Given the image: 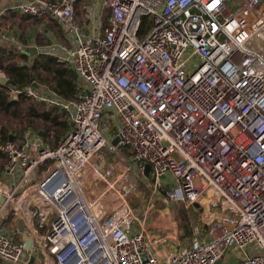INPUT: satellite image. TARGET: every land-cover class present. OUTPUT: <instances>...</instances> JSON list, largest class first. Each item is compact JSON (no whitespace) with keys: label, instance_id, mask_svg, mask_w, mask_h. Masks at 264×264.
<instances>
[{"label":"built area","instance_id":"obj_1","mask_svg":"<svg viewBox=\"0 0 264 264\" xmlns=\"http://www.w3.org/2000/svg\"><path fill=\"white\" fill-rule=\"evenodd\" d=\"M76 2L9 8L64 28L65 43L36 46V57L67 65L79 86L66 101L46 86H10L0 71L9 100L26 96L71 118L51 149L39 135L28 142L30 131L23 143H1L0 132V260L215 264L236 250L239 264H264V0H106L98 35L75 23ZM135 168L150 193L141 215L130 205L141 188ZM175 204L207 242L170 250L183 220ZM11 212L31 250L3 230Z\"/></svg>","mask_w":264,"mask_h":264},{"label":"crops","instance_id":"obj_2","mask_svg":"<svg viewBox=\"0 0 264 264\" xmlns=\"http://www.w3.org/2000/svg\"><path fill=\"white\" fill-rule=\"evenodd\" d=\"M24 1L25 0H0V21L3 18H9L7 24L0 25V43L6 48H14L18 51L27 49L28 53L23 52L26 57L22 58L20 56H17L15 58V61L18 62L20 60L19 62H25L28 64L32 62L33 59L36 57V46H41L50 43L53 39H58L61 42L65 43V31L64 28L57 24L55 21H49L46 19L37 20L35 22L32 20H20L21 18L23 19L27 17L9 8L18 5L19 3H22ZM108 17L109 11L106 7V0H77L75 5V23L80 27L83 32L89 35L101 34L103 32L104 27L107 25ZM42 39L45 40L44 43L41 42ZM29 131L33 133V136L28 140V142L35 141V136L39 135L38 137L41 138V142L46 146L44 142L45 132L43 129L35 131V129L28 127L27 129H25L22 139L20 137L18 139L16 134H9L16 136V138L23 143L26 141L25 136L26 133ZM4 172L1 173L0 179H3ZM178 212L181 213L183 217H187V213H182L181 211ZM193 213L195 212L192 211L191 214ZM11 214L14 216L13 212L9 213V215L4 219L3 223L7 221L8 217ZM17 218L20 219L19 217ZM184 221L185 220L183 218L181 223L178 225L177 231H174L170 236L168 246L172 251L177 252L179 248L189 246L191 243L207 242L209 240V235L205 227H202L201 225L198 227L194 226L195 231L192 232L191 227L189 229L190 223L186 222L187 228H185L184 226L180 227V225H182ZM17 229L13 230L11 234L9 233V235H11L16 242H22L23 234L26 231H23V234H20ZM239 262V252L233 250L229 251L223 257L220 264H239ZM0 264L11 263L0 260Z\"/></svg>","mask_w":264,"mask_h":264},{"label":"trees","instance_id":"obj_3","mask_svg":"<svg viewBox=\"0 0 264 264\" xmlns=\"http://www.w3.org/2000/svg\"><path fill=\"white\" fill-rule=\"evenodd\" d=\"M17 56L26 57L22 51L6 48L0 43V71L5 72L10 86L19 89L46 86L66 101H72L77 97L79 79L77 74L67 65L59 64L54 58L41 56L35 57L30 64L21 65L15 61ZM30 100L26 96H22L19 101H11L8 99L6 91L0 86V124H3L4 119L9 115L21 116L26 109L29 113L35 112L36 109L32 106L33 103ZM28 101L30 102V107L28 106ZM68 115L70 118L69 113ZM37 116L55 124L59 128L57 133L58 142L64 137L70 127L71 120L59 121V115L55 114L52 116L49 111H44L37 114ZM1 134V143L7 141L10 137L8 130L4 126H2ZM0 158L2 161L6 159L5 154L1 151ZM4 169L5 166L3 164L0 167V175L4 172Z\"/></svg>","mask_w":264,"mask_h":264},{"label":"rangeland","instance_id":"obj_4","mask_svg":"<svg viewBox=\"0 0 264 264\" xmlns=\"http://www.w3.org/2000/svg\"><path fill=\"white\" fill-rule=\"evenodd\" d=\"M26 16V15H24ZM27 18H21L20 20L23 21H28V20H32V21H37L35 19H32L29 16H26ZM9 18H3L0 21V25L3 24H7ZM1 31V28H0ZM42 43L45 42V40H41ZM22 52L24 53H28L27 49H23ZM21 57V56H20ZM20 61V60H19ZM79 82V80H78ZM32 103V106L36 109L35 112H31L29 113L28 110H24L21 114V116L19 117H15L13 115H9L4 119L3 124H0V132L2 131V126H4L7 130L8 133H12V134H16L18 139L19 137L22 139L25 129H27L28 127H31L33 129H35V131L43 129L45 132V136H44V142L46 144V146L48 148H54L56 147L58 141H57V133L59 132V128L49 122V121H45L43 118H40L37 116V114L43 113L44 111H49L52 113V116L57 114L59 115V121H69L71 120V118H69L68 113H66L65 111H61L55 107H51L48 105H45L43 103H38L36 101L30 100ZM29 101H28V106H29ZM30 107V106H29ZM30 122V123H29ZM105 133V130H103ZM114 133H111L109 136L112 137ZM115 135V134H114ZM123 153L129 158V152L127 150H124ZM107 161L108 162H112L113 159V155L108 153L107 156ZM6 163V159L5 160H1L0 158V165H3ZM135 166V165H134ZM136 167V166H135ZM137 168V167H136ZM135 168V169H136ZM42 168H38L36 170L37 176L33 179V181L29 182V184H32L34 182H36L42 175ZM148 180L151 179V177L146 176ZM133 180H136V182L141 186L138 195L132 199H130V202L132 204H130L133 209H135L136 213L138 214H143L145 209H147L148 207V198L150 197V193L149 191H147L145 188H143V186H145V183L142 181L141 177L138 174V171L136 169V173L133 177ZM174 210H178L181 211L183 213V209L182 206L180 204H175L172 207ZM192 213V211H191ZM182 215V214H181ZM183 217V216H182ZM191 219H198L199 218V214L198 213H193L191 214ZM184 218V222L182 223V225H180V227H185L187 228L186 222L189 223L187 217H183ZM21 220L17 218V216H13L12 214L8 217L7 221H5L2 225L3 230L6 233H10L13 230H16L17 228L21 229L22 231H26L25 226H23V224H21ZM189 225V224H188ZM190 229V226H189Z\"/></svg>","mask_w":264,"mask_h":264},{"label":"water","instance_id":"obj_5","mask_svg":"<svg viewBox=\"0 0 264 264\" xmlns=\"http://www.w3.org/2000/svg\"><path fill=\"white\" fill-rule=\"evenodd\" d=\"M3 83H6V81H4ZM118 142H119V139L117 138V139H115V140L113 141V144H114V145H117ZM150 169H151V167H150L149 165H147L146 168H145V175H146V176L149 175V173H150ZM3 202H4V198H0V203H3ZM23 242H24V246H25V248H26L27 250H31V249H32V247H33V245H34V239H33V237H31V236L28 235V232H25V233L23 234ZM220 263H221V260L218 261V262H216L215 264H220ZM29 264H38V263H37L36 255H32V256H31V259H30Z\"/></svg>","mask_w":264,"mask_h":264}]
</instances>
